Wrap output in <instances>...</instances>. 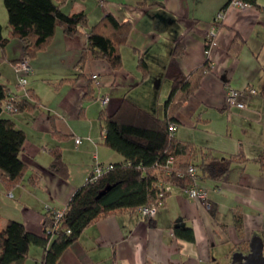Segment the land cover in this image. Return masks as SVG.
Listing matches in <instances>:
<instances>
[{"label": "crops", "instance_id": "crops-1", "mask_svg": "<svg viewBox=\"0 0 264 264\" xmlns=\"http://www.w3.org/2000/svg\"><path fill=\"white\" fill-rule=\"evenodd\" d=\"M230 1L64 0L61 10L66 14L84 12L88 27L106 14L118 23L131 25L126 43L119 48L122 66L111 69L104 59L91 55L83 34L67 36L58 26L49 42L29 58L32 72L25 87L35 97L21 93L19 98L36 101L38 108L0 113L10 116L24 131L20 157L27 165L21 180L10 188L0 180V201L1 194L8 195L9 191V197L16 199L0 208V226L12 218L43 236L44 204L65 208L73 191L88 178L95 160H122L121 154L103 143L104 120L99 113L114 112L127 97L163 115L171 85L164 75L169 63L184 74L205 62L208 66L199 85L173 114L175 136L193 140L216 156L232 152L214 142L212 136L205 137L209 133L197 138L193 132L190 136L179 129L181 124L196 127L201 122V127L209 130L210 117L205 113L226 108L228 86L251 85L256 89L253 94L264 103V0H256L258 6L247 4L244 8ZM219 11L223 18L205 55L206 34ZM0 23L2 36L8 37L0 48V83L13 88L17 77L12 61L23 57V44L9 37L7 22L4 30ZM176 43L181 44L183 52L173 56ZM138 58L148 68L144 79L135 69ZM92 73L97 75L95 79ZM101 95L108 96L105 105L98 101ZM75 136L81 140L75 142ZM53 148L60 149V159L68 171L65 178L49 168ZM237 152L243 154L241 149ZM259 153L264 156V146L246 155L255 157ZM247 156L233 160L218 179L198 177L197 184L205 190L209 207L171 185L152 216L122 210L87 224L63 250L57 264H230L232 253L247 252L250 238L261 236L264 224V171L257 160ZM31 172L39 177H31ZM234 211L240 213V229L234 223ZM174 225L191 226L194 239L176 236ZM245 246L247 251L241 250ZM44 250L43 245L30 244L22 264H40Z\"/></svg>", "mask_w": 264, "mask_h": 264}, {"label": "trees", "instance_id": "trees-1", "mask_svg": "<svg viewBox=\"0 0 264 264\" xmlns=\"http://www.w3.org/2000/svg\"><path fill=\"white\" fill-rule=\"evenodd\" d=\"M251 6H258L256 0H241ZM64 0H3L7 13L9 37L22 41V53L30 58L43 48L53 35L55 27H60L67 36L83 34L86 37V48L94 58L104 59L111 69L121 68L120 46L127 41L131 25L118 23L111 15H104L94 25L87 26L84 12L66 14L61 10ZM86 28L83 32L82 29ZM8 37H3L0 25V48H4ZM209 41L204 49L209 48ZM183 52L180 43H176L172 55ZM13 60L12 62H15ZM137 69L140 78L148 75V68L142 58H138ZM207 62L195 70L184 74L176 65L169 63L164 75L171 80L168 96L164 101V114L159 116L124 97L114 112L99 113L103 118V143L122 155L123 159L111 163L112 167L100 173L96 179L79 185L71 194L57 230L48 239L47 235H37L28 231L24 224L8 218L0 226V264H22L30 244L45 247L40 264H57L63 250L75 241L81 230L90 222L105 214L136 210L141 205H150L163 200L167 194L163 184L170 182L181 186L192 181L187 168L190 164L196 168L197 177L218 179L229 169L233 160H242L243 154L230 153L227 156H216L209 148H202L192 141L177 138L168 131V124H176L174 112L188 95L199 85ZM29 97H35L26 88ZM8 87L0 83V113L7 98ZM90 92L88 88L87 93ZM262 93V92H261ZM176 99L175 101H173ZM16 110L38 108L36 101L26 97L17 100ZM25 139L24 131L15 125L10 116L0 115V180L5 188H10L21 180L27 170L26 163L20 157ZM53 161L49 168L65 178L68 174L66 164L60 159V149L51 150ZM173 161L165 171L159 163L168 156ZM264 171V156L254 157ZM31 177H39L31 172ZM110 186L99 196L97 194ZM162 192V195L159 193ZM46 215V214H45ZM234 223L241 228L240 213L233 212ZM51 223L46 215L44 227ZM66 229H69L67 232ZM174 234L187 240H193V230L189 225H174ZM264 241V224L261 231ZM243 251H247V246ZM150 264V263H146Z\"/></svg>", "mask_w": 264, "mask_h": 264}, {"label": "built area", "instance_id": "built-area-1", "mask_svg": "<svg viewBox=\"0 0 264 264\" xmlns=\"http://www.w3.org/2000/svg\"><path fill=\"white\" fill-rule=\"evenodd\" d=\"M102 1V0H99ZM231 4H234L240 8H244L247 3L242 2L241 0H231ZM223 18L222 11H219L214 18L213 24L210 26L207 34H206V41H209V48L211 46V43L213 39L216 36L217 29H218V22ZM209 48L205 50V55L208 54ZM13 71L16 74L17 80L15 83V86L13 88H8L7 92V98L5 102L3 103L2 109L5 112H13L16 108L17 100L19 99V96L21 93L26 94L27 90L25 85L27 84V75L32 72V66L30 63V60L28 57H21L20 59L16 60L12 64ZM97 75L95 73L91 74V78L95 79ZM256 92V89L251 85H244L241 88L236 87H227L226 91V107L229 108L230 106H236L238 108L244 107V97H248L250 94H253ZM98 101L100 104L105 105L108 101L107 95H101L98 97ZM176 129V124L173 122H170L168 124V131L170 134H173ZM75 142H79L81 140L80 136H75ZM173 161V156H168L163 163H159L158 165L161 166L165 171H168L171 163ZM112 167L111 163H101L97 160L94 161L92 165L91 172L87 179L94 180L96 177L102 173L103 171L109 169ZM188 173L192 177V181L190 183H185L180 187V189L185 192L188 196L195 199L197 202L201 203L205 207H209V202L207 200V195L204 189L198 186L196 176V168L194 165L190 164L187 168ZM173 185L170 182H166L163 184L164 190L168 191ZM8 195H12V193L9 191ZM159 195H162V192L159 193ZM163 200L159 199L156 201V203L150 204V205H141L136 208V211L141 216L149 217L152 216L153 213L156 210V207L162 203ZM45 214L51 219V223L46 225L44 227V234L48 236V239L53 236L54 232L57 230L60 218L63 215L64 208H54L49 204H44L43 206ZM68 232L69 229H66Z\"/></svg>", "mask_w": 264, "mask_h": 264}, {"label": "rangeland", "instance_id": "rangeland-1", "mask_svg": "<svg viewBox=\"0 0 264 264\" xmlns=\"http://www.w3.org/2000/svg\"><path fill=\"white\" fill-rule=\"evenodd\" d=\"M0 21H2L4 30L7 22V13L3 0H0ZM135 69L137 72H140L137 69V64H135ZM11 86H15V82ZM251 96V98L244 97V107L242 108L230 106L229 108L226 107L223 111L214 110L216 112H213L211 110L205 113L206 116L210 117L209 130L207 131L201 127V122H198L196 127L181 124L179 125V129L181 132L190 134V136L191 132H193V137L196 136L197 138L203 137L202 133H209L205 137L212 136L214 142L226 146L222 148H228V150L232 151L230 153H236L241 149L243 155L247 156L246 154H251L260 145L264 146V103L259 100L260 96L258 94H252ZM189 141L199 146L193 140ZM247 157L249 159L254 158L251 156ZM1 197L0 208L5 207V204H10L11 200H16L15 198H10L9 195L4 196L1 194Z\"/></svg>", "mask_w": 264, "mask_h": 264}, {"label": "water", "instance_id": "water-1", "mask_svg": "<svg viewBox=\"0 0 264 264\" xmlns=\"http://www.w3.org/2000/svg\"><path fill=\"white\" fill-rule=\"evenodd\" d=\"M109 187L110 186H106L97 196ZM230 264H264V241L261 236L254 235L250 238L247 252L234 251Z\"/></svg>", "mask_w": 264, "mask_h": 264}]
</instances>
